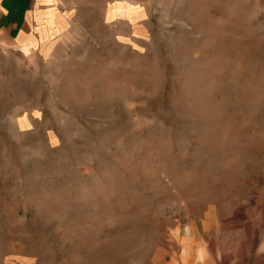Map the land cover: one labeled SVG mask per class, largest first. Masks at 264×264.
I'll return each mask as SVG.
<instances>
[{
	"label": "rangeland",
	"instance_id": "374dc122",
	"mask_svg": "<svg viewBox=\"0 0 264 264\" xmlns=\"http://www.w3.org/2000/svg\"><path fill=\"white\" fill-rule=\"evenodd\" d=\"M0 41V264H175L264 182V0H58Z\"/></svg>",
	"mask_w": 264,
	"mask_h": 264
},
{
	"label": "crops",
	"instance_id": "0c3cea01",
	"mask_svg": "<svg viewBox=\"0 0 264 264\" xmlns=\"http://www.w3.org/2000/svg\"><path fill=\"white\" fill-rule=\"evenodd\" d=\"M58 0H0L1 37L32 42L38 15L55 10ZM240 198L209 203L187 225L188 243L175 264H264V182H250Z\"/></svg>",
	"mask_w": 264,
	"mask_h": 264
}]
</instances>
